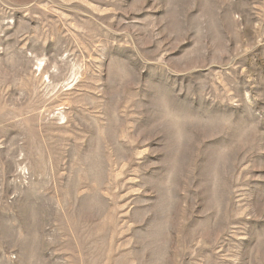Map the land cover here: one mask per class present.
<instances>
[{
  "label": "rangeland",
  "instance_id": "1",
  "mask_svg": "<svg viewBox=\"0 0 264 264\" xmlns=\"http://www.w3.org/2000/svg\"><path fill=\"white\" fill-rule=\"evenodd\" d=\"M0 264H264V0H0Z\"/></svg>",
  "mask_w": 264,
  "mask_h": 264
}]
</instances>
